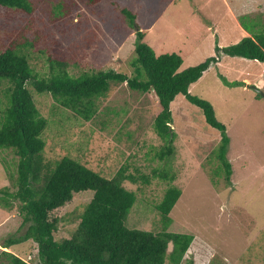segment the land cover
Returning <instances> with one entry per match:
<instances>
[{"label": "rangeland", "instance_id": "rangeland-1", "mask_svg": "<svg viewBox=\"0 0 264 264\" xmlns=\"http://www.w3.org/2000/svg\"><path fill=\"white\" fill-rule=\"evenodd\" d=\"M30 1L35 9L31 15L0 6V53L17 32H24L35 44L27 50L31 66L40 76L50 75L48 58L56 57L55 49L60 48L67 53L72 76L115 70L132 77L139 31L130 26L123 9L135 14L138 27L146 34L145 42L157 55L176 53L184 59L181 71L219 57L218 67L206 72L191 87V94L212 103L218 120L227 127L230 182L215 173L221 133L182 95L171 107L177 135L172 170L176 179L153 178V171L164 167L153 151L164 144L154 131L158 100L153 93L130 90L127 84L114 86L110 97L102 101L99 115L88 123L69 110L55 109L50 94L33 91L36 105L49 123L44 134L48 143L45 157L56 162L71 157L109 179L126 165L139 179L137 184L125 183L138 197L128 226L153 233L193 235L192 251L183 264L197 260V248L199 255L207 250L198 264H264V96L253 88L244 90L242 82L253 77V86H260L257 90L264 94V65L216 51L247 38L243 34L247 31L238 25L241 17L250 16L245 20L249 26L263 27L264 0H254L253 9L250 0H102L96 5L90 0ZM61 4L69 8L70 17L55 13ZM10 87L8 80L0 79V115L8 106ZM18 162L11 151H0V190H16L13 181L16 183ZM142 176L149 177L151 184L145 185ZM170 187L179 188L182 197L170 214L172 223L164 226L156 206ZM89 194L75 195L54 213L59 217L69 214V221L60 225L58 240L75 229L74 219L84 212ZM3 205L0 264L5 261L3 252L40 264L38 247L31 241L3 248L6 240L24 236L28 229L15 206ZM172 249L171 244L169 252Z\"/></svg>", "mask_w": 264, "mask_h": 264}, {"label": "trees", "instance_id": "trees-1", "mask_svg": "<svg viewBox=\"0 0 264 264\" xmlns=\"http://www.w3.org/2000/svg\"><path fill=\"white\" fill-rule=\"evenodd\" d=\"M90 1L96 5L102 0ZM0 6L28 15L35 10L30 0H0ZM68 10L61 4L55 13L67 18L71 16ZM122 12L129 18L130 26L139 31L135 43L136 59L131 62L132 77L115 70L72 76L67 53L60 48L55 49L56 57L48 58L50 75L40 76L32 68L30 50H27L35 48V44L24 32H17L18 36L15 34L0 53V79L11 83L8 106L0 115V151H11L19 161L16 183L13 181L16 190L1 189L0 204L4 206L6 202L15 206L23 218V226L28 227L24 236L9 238L3 248L11 249L31 241L38 247L40 264H183L192 251L195 237L163 231L153 233L128 226L138 197L126 188L125 183L137 184L139 179L129 173L126 165L109 179L71 157H62L58 162L45 157L48 143L44 134L49 123L36 105L34 92L50 94L55 109L69 110L87 123L99 115L102 101L110 97L114 86L127 84L134 92L153 93L158 100L154 131L164 143L153 149L155 157L164 163L163 168L153 171V178L170 182L176 179L172 170L177 157V135L171 131L174 122L171 107L182 95L202 111L211 128L221 133L215 152L219 169L215 173L223 174L228 182L231 180L232 165L228 161L231 140L227 127L218 120L212 103L191 94V87L201 80L211 65L218 63L219 57H211L196 67L181 71L184 59L176 53L157 55L145 42L146 34L138 27L135 14L127 9ZM257 16L262 21L261 16ZM249 19L250 16H244L240 21L251 37L227 48L217 47L216 51L264 64V25H253V28L245 24ZM0 102H3L1 98ZM106 124L103 122V127ZM141 179L145 185L151 184L149 177L142 176ZM77 194H89V203L74 219L75 229L58 240L56 235L61 230L60 225L69 221V214L59 217L54 213L72 202ZM181 197L179 188L170 187L156 206L164 226L172 223L170 214ZM171 244L173 249L169 252ZM199 251L197 248V260L207 250L203 255H199ZM1 257L5 260L2 264H29L10 252H3ZM197 260H188L186 264H198Z\"/></svg>", "mask_w": 264, "mask_h": 264}, {"label": "crops", "instance_id": "crops-1", "mask_svg": "<svg viewBox=\"0 0 264 264\" xmlns=\"http://www.w3.org/2000/svg\"><path fill=\"white\" fill-rule=\"evenodd\" d=\"M249 1V0H248ZM251 2V5H250V7L253 9V7H254V4H253V2H254V0H250ZM239 21V20H238ZM264 24V23H263ZM238 25L241 27V29H242V31H244L243 30V28H242V25L240 24V22L238 23ZM243 34H244V36L245 37H251V34H248L247 32H243ZM220 60V59H219ZM245 63H247V62H245ZM256 63H258V62H256ZM220 64V63H219ZM218 63L217 64H213V65H211V67H210V69H209V71L210 70H213V69H215L216 67H218V65H219ZM260 64H262V63H260ZM262 65H264V64H262ZM243 68V67H242ZM245 69H247V67H244ZM208 72V71H207ZM241 74V73H240ZM263 78H264V69H263V71H262V75H261ZM253 77H247V78H245V79H243V84L245 85V86H243L244 87V90H246L247 88H256V89H262L260 86H253V84H252V79ZM194 86V85H193ZM192 86V87H193ZM260 95V94H259ZM231 140V139H230ZM231 144V143H230Z\"/></svg>", "mask_w": 264, "mask_h": 264}, {"label": "water", "instance_id": "water-1", "mask_svg": "<svg viewBox=\"0 0 264 264\" xmlns=\"http://www.w3.org/2000/svg\"><path fill=\"white\" fill-rule=\"evenodd\" d=\"M254 90H256L260 95L264 96V94L260 91V90H257L256 88L253 87ZM171 131H173V128L171 127Z\"/></svg>", "mask_w": 264, "mask_h": 264}, {"label": "clouds", "instance_id": "clouds-1", "mask_svg": "<svg viewBox=\"0 0 264 264\" xmlns=\"http://www.w3.org/2000/svg\"><path fill=\"white\" fill-rule=\"evenodd\" d=\"M117 72V71H116Z\"/></svg>", "mask_w": 264, "mask_h": 264}]
</instances>
